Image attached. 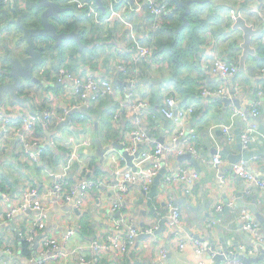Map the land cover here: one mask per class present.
<instances>
[{"label": "crops", "instance_id": "crops-1", "mask_svg": "<svg viewBox=\"0 0 264 264\" xmlns=\"http://www.w3.org/2000/svg\"><path fill=\"white\" fill-rule=\"evenodd\" d=\"M35 1L37 0H32L31 3L30 0H10L9 5L16 4L21 10H25L28 3ZM159 1L167 5L169 15L182 19L184 10L180 11L175 1L173 4L172 0ZM202 1L205 3L192 5L188 25L183 26V19L182 22L177 18L173 20L174 27H178L175 30L176 36L183 30L186 31V39L178 47L186 50V53L182 55L179 63L176 55L169 62L165 59L162 52L167 48L163 43L158 45L162 50L156 48L160 54L157 53L146 60L134 61V52L138 45L150 46L147 40L150 17L145 10L135 9L134 3L127 0L123 4H118L121 1L116 0L117 6L111 0H103L104 11L95 4L102 12L98 11L100 17L105 19L112 16V20L103 26L85 21L86 24L80 27V31L76 30L84 44L82 50L74 41L66 42L58 50L53 48L50 53L52 57L50 56L47 64L36 70L40 83L24 81L17 91L19 100L5 93L0 106V117L7 115L19 118L25 113L39 116L40 121L34 136L45 146L49 145L52 153L48 154L46 160L42 159L39 165L33 164L22 156L16 132L8 138L0 139V190L5 195L0 196V213L18 206L23 192L29 187L43 192L49 190L59 179L79 183L89 179L100 181L99 187L89 188L85 192L79 191L69 203L58 204L55 198L48 200L45 223L34 236L35 241L38 240L40 244L46 236L62 240L72 229L75 234L68 244L69 255L65 259L47 264H82L78 258L79 254H71L77 246L84 247L89 258L96 257L98 261L95 264H223V259L218 253L200 256L192 247L181 251L180 239L184 238L190 242L199 238L211 246H216L218 251L227 250L231 254L239 253V246L252 250L258 244V240L243 229L240 214L243 209L248 208L240 207L239 201L241 199L245 204H250L254 190L257 191V208L264 218V191L252 185V193L248 195L245 190L249 184L236 178L230 169L229 158L221 153H214L213 149H227L232 155L241 152L238 136L242 137L246 132L247 124L235 111L247 110L252 102L258 99L260 116L255 120L253 141L248 150L257 151L264 146V95L258 97V93L264 90V76L260 69L264 63V21L258 20L254 12L259 9L264 13V0ZM69 2L71 0H65L62 5L70 7ZM231 10H236L238 18H243L255 30L251 36V48L255 52L247 56L244 70H241L244 32L235 28L236 20L233 19ZM124 11H128V17L123 16ZM76 19L77 16L72 19L62 16L59 21L60 29L63 27V21L67 20L68 24L72 25ZM202 19L208 20L211 27L204 28L201 25ZM22 22H25L23 17ZM30 22L31 20L27 21ZM2 28L4 23L0 19V29ZM81 28L84 30V36L80 33ZM193 30L197 33L196 38L202 40L198 52H193L190 48L189 34ZM159 33L156 38L162 37ZM36 43L40 47V43ZM50 43L53 47L54 43ZM162 46L166 50L161 48ZM152 47L155 50L153 44ZM25 48L26 42L20 26L17 23L7 26L0 43V74L7 69L8 64L11 67L10 59L25 54ZM60 49H63L66 56L64 68L70 71L73 69L72 72L77 75L93 73L99 78L110 77L118 87L125 86V76L118 66L126 64L130 71L129 76L136 82L134 89L138 96L147 98L152 104V110L145 123L150 141L141 145L140 150L153 153L156 143H162L164 147L172 145L170 138L174 124L161 112L168 97L178 98L179 102L185 105H195L196 112L191 115L188 125L196 131L195 145L200 158L194 155L193 157L199 166L196 167L187 159L180 161V156H164L165 173L160 179L157 194L151 199L139 184H132L121 213H112L117 173H138L148 168L154 158H136L133 161L135 169L128 165L120 150L113 146L122 145L123 141L130 138L132 118L124 113L118 121H114L121 103L127 96L120 92L116 96L102 97L86 108L80 98L69 90V81L61 84L57 80L53 65L57 63L55 57ZM116 49L127 50L129 57H121L116 53ZM161 55L163 59H158ZM217 57L237 65V76L226 80L213 75L209 63ZM49 69L51 71H48ZM147 79L150 82L142 83V80ZM11 81L12 78L0 79V86ZM221 87L230 88L231 103H225L223 98L213 101L201 94L204 89L214 90ZM82 108H85L89 115L84 114ZM47 109L55 117V124L44 123L43 115ZM67 118H70L69 123L62 126ZM225 128L229 130L233 140H229L224 133ZM16 129L18 128L13 127L14 131ZM76 145L78 147L74 150ZM216 155L223 161L220 166L212 162ZM180 168L197 172L199 181L192 185L181 182L168 184L167 176ZM251 168L255 176L264 178V156L251 160ZM223 176L226 182L221 178ZM169 197L182 210L181 225L177 228L169 226V211L166 206ZM229 203H234L233 207H229ZM219 206L224 207L223 211L217 210ZM38 215L35 211H27L0 226V264L4 261L9 264H38L35 256H38L39 252L38 255L33 253L28 258L22 249V239ZM253 215L255 216L254 213ZM122 216L127 218L123 231L128 226L143 231L152 226L159 227L160 222H167H164L163 229L154 237L141 234L129 246L126 254L119 255L110 250H92L93 241L102 242L108 234H115L114 220ZM259 231L264 236V224H261ZM7 249L12 252L7 254ZM163 251L166 252L164 258L161 254ZM248 258L258 260L252 264H264V249Z\"/></svg>", "mask_w": 264, "mask_h": 264}, {"label": "built area", "instance_id": "built-area-1", "mask_svg": "<svg viewBox=\"0 0 264 264\" xmlns=\"http://www.w3.org/2000/svg\"><path fill=\"white\" fill-rule=\"evenodd\" d=\"M134 5L135 9L145 10L144 12L150 17V21H148L149 32L158 31L165 17L169 14L167 5L159 0H134ZM79 6L85 7L83 5ZM87 7H89V16H92L98 25L103 26L108 22H111L112 16L102 19L97 9L93 6H88V4ZM254 12L258 20L264 21V13L261 10L258 9ZM231 15L234 20L238 18L235 10L231 11ZM5 30L6 27L0 29V43ZM134 53V61L146 60L150 56L155 55L153 47L148 45H138ZM158 59L163 58L162 56H158ZM118 69L122 72L123 76H125L123 81L125 86L122 87H118L115 84V81L110 77L99 78L93 73L77 75L66 68L60 69L57 73L55 72L59 83L62 84L69 81V90L80 98L86 108L90 107L102 97L116 96L118 93L123 92L127 98L121 103L120 110L116 113L114 121H118L123 114L126 113L128 117L132 118L133 127L129 133L130 138L123 141L122 146L131 156H134L139 152V157L142 159L154 158L153 163L148 168H145L138 173L133 171L117 173L118 178L114 184L115 199L111 206L112 213L114 214L118 212L121 213L125 204L126 196L130 192L132 184H139L145 193L150 191L155 178L160 174L161 170H163L164 156L179 157L184 154H192L195 157L200 158L198 148L195 145L197 137L196 131L188 125L191 115L196 112V107L195 105L189 106L182 104L179 102L178 98L176 99L173 97H168L161 108L162 114L174 124V131L170 138L172 145L170 147H164V144L156 143L153 153L145 151L144 149L140 150L141 145L150 141L148 131L145 128V123L152 105L147 98H141L138 96L134 89L136 82L130 77V71L126 64L119 65ZM209 69L213 75L226 80L233 79L239 72V67L237 65L231 64L221 57L212 59L209 63ZM261 72L264 76V67L261 69ZM201 94L213 101L222 98L231 99L230 88L228 87H221L214 90L204 89ZM263 95L264 90L258 93V97ZM259 106L260 101L258 99L257 101L252 102L247 110L241 111L237 109L235 111L241 117L242 121L247 124L246 132L241 137L242 146L246 150L249 149V145L253 141V132L256 128L255 120L260 116ZM43 120L46 125L55 124V117L49 109L44 112ZM39 121L40 117L31 113H25L19 118L7 115L0 117V139L8 138L9 135L16 132V136L19 137L22 156L29 162L38 165L41 163L42 157L46 152L45 144L39 140L37 136H34ZM13 127H17L18 129L14 131ZM223 131L229 140H233L227 128ZM84 144L87 143L84 142ZM77 147L78 145L74 147V150H76ZM212 162L217 166H220L223 163L221 157L218 155L214 157ZM233 172L236 178L249 184V187L245 190L248 195H251L252 193V185L264 191V178L257 177L253 172L249 171L244 161L234 164ZM199 178L200 176L197 172H191L190 169L187 168H180L168 175L166 182L168 184L181 182L192 185L199 181ZM221 178L226 182L225 176ZM99 184L100 181L97 179H89L82 183L75 181L70 183L68 179H59L49 190L43 192L35 187H29L23 192L21 202L18 206H13L8 211L0 213V226L13 220L15 216L21 213L27 211H35L39 213L38 217L35 218L31 226L27 229V234H25L22 241H25L30 245L34 254L36 253L38 255L39 252V255L35 256V261L38 264H47L65 259L70 253L68 244L75 234L73 229L69 230L62 240L46 236L42 239L40 244L35 247L34 236L38 234V230L42 228L45 223V210H47L49 206L48 200L55 198L58 204L69 203L73 201L79 191L85 192L89 188L99 187ZM0 196L5 195L0 191ZM233 205L234 203L228 204L229 207H233ZM166 206L169 211V226L172 228L179 227L182 219L181 208L177 206L175 201L170 197L167 200ZM223 209V206L217 208L219 212L223 211ZM240 218L243 221V229L250 232L258 240V244L252 250H246L244 246H239V252L244 253V255L248 257L255 256L260 249H264V236L259 231L261 224L248 209L242 210ZM126 220L127 218L123 216L121 218H116L114 220L115 234H108L102 242L97 240L93 241L91 245L92 250H110L119 255L126 254L129 250V246L133 244L141 234H153L155 230L158 229V226H152L151 228H146L145 230L140 231L133 226H128L127 229L123 231L124 225L127 224ZM188 247L195 249L196 253L200 256L206 254L216 255L218 253L211 248L209 243L202 239L195 238L190 242L184 238L180 239L179 249L184 251ZM5 252L10 254L12 251L7 249ZM87 252L88 251L84 247L77 246L71 251V254H79L78 258L82 264L97 263L98 259L96 257L89 258ZM161 254L162 258L166 257L165 251ZM3 264H9V262L4 261ZM223 264L246 263L239 258L226 256L223 260Z\"/></svg>", "mask_w": 264, "mask_h": 264}, {"label": "water", "instance_id": "water-1", "mask_svg": "<svg viewBox=\"0 0 264 264\" xmlns=\"http://www.w3.org/2000/svg\"><path fill=\"white\" fill-rule=\"evenodd\" d=\"M65 0H37L33 2L31 5L35 8L39 15V24L34 27H27L22 23V17H18L16 20V23L20 26V28L23 31V37L26 42V48H25V54L22 55L19 58H12L11 59V68L9 72V77L12 78L11 82H8L6 84H3L0 86V106L4 101L5 93H9L12 95L15 99L19 100L20 97L17 94V91L23 86L24 81L27 82H34V83H40V79L36 76V70L38 68H42L44 65L47 64L48 59L45 55V53L42 51V49L37 45L38 38H45L49 39L50 42L52 41L53 48L55 50H58L61 46H64L66 42L74 41L81 47L80 50L84 47V44L81 41L80 34L73 30V31H62L59 26V21L62 19L63 14L71 10V7L63 6L62 2ZM95 4L101 9L105 10V5L103 0H93ZM130 3H134V0H127ZM176 6L179 9H183L184 12L182 13V19L184 21L183 26L189 24L188 16L190 15L192 11V5L193 4H203L205 1L202 0H174ZM182 26V27H183ZM235 28L241 29L244 32V43L242 45L244 49V54L241 59V70L245 69V61L249 54H253L255 50L251 48V39L252 35L254 34V28L252 26H249L246 21L239 17L236 19L235 22ZM39 42V41H38ZM150 82L149 79L142 80V83ZM118 84V82H117ZM223 101L225 103L228 102L231 103L232 100L223 98ZM84 111V114H88L86 112L85 108H82ZM89 115V114H88ZM70 121V118H67L66 121L63 122V125H67ZM238 142L240 144V150L241 152L238 155H232L229 154V151L227 149L224 150H217L216 148L213 149V152L218 154L221 153L222 155L226 156L230 160V169L233 170L234 164L240 161H244L248 167V170L251 171V160L258 159L260 156H264V146L261 147L260 150L253 151V150H246L242 146L241 136H238ZM113 146L120 150L123 157L127 160L128 165L135 169L134 166V160L136 158H139L140 153L138 152L134 156H131L128 154L122 145L120 144H113ZM142 150V149H141ZM103 153V152H102ZM190 160L196 167L199 166L197 160L193 157L192 154H185L180 156L179 160ZM164 170L159 174L155 181L154 185L150 189V191L147 194L148 197L151 199L157 194L158 192V185L160 182V179L163 175ZM263 178V177H262ZM241 180V179H240ZM258 193L254 190V195L252 196V202L250 204H245L241 199L239 201L240 207H246L252 211V213L255 214L257 219L260 221L261 224H264V218L259 213L258 208ZM164 222H167L164 221ZM164 222H160L159 227L153 234H145V236L154 237L156 234L161 231L164 227ZM166 224V223H165ZM162 227V228H160ZM39 244L38 240L35 241V247H37ZM211 246V245H210ZM211 248L219 253V257H221L223 260L226 256L228 257H236L241 260H243L246 264H252L254 261L257 262V259H251L246 257L244 253H236L231 254L226 250V247L224 246L225 250L218 251L216 246H211Z\"/></svg>", "mask_w": 264, "mask_h": 264}, {"label": "trees", "instance_id": "trees-1", "mask_svg": "<svg viewBox=\"0 0 264 264\" xmlns=\"http://www.w3.org/2000/svg\"><path fill=\"white\" fill-rule=\"evenodd\" d=\"M31 1L32 0H30V3H31ZM71 1H74V0H71ZM119 1H121V2L118 4H123L124 2H126V0H119ZM9 2H10V0L8 2H6V0H0V19H2V21L4 23V27L12 26L14 24L16 25V20H17V17L19 15L23 17L25 22L24 23L22 22V23L27 27H34V26H37L39 24V15H38L37 11L35 10V8L30 3H28L27 8H25V10H21L18 7V5L16 6V4L13 6H10ZM112 2L114 5L116 4L115 6H117L116 0H114ZM173 2H174V0L171 1V4H173ZM69 3H70L69 6L71 7V10L66 12L65 14H63V17L65 19H67V18L72 19L74 16H77V19L72 22V25L68 24L69 22L67 20L63 21V27L61 28L62 31H73V30L80 31V27L84 26L86 24L85 21L93 23V25H95V24L98 25L97 22H92L93 18H92V16H89L90 14H89V12H87L89 7H86V10H87L86 11L82 7H80L78 4H75V3L72 4L71 2H69ZM87 4H88V6H93L95 9L98 10V8L95 5L93 0H87ZM205 5H207V4H205ZM182 10L183 9H180V11H182ZM98 11L100 13H102L100 10H98ZM102 16H103V14H102ZM176 18L180 20L179 22H182V19L180 17H172V15L168 14L165 17L162 24L160 25V29L158 31L148 33L147 40H148V43L150 46H152V44L155 46V50H154L155 54H157V53L160 54L158 51V49H159L158 45L160 43H163V45L167 48V50H166V48H164L163 46L161 47V48H164V50H166V51L162 52L165 59L169 62L171 60V58H174V55H176L177 56V58H176L177 63H179L182 55H184L186 53V50L178 49V47L181 46L183 40L186 39V37H185L186 31L183 30V32L181 34L176 36L175 30H177L178 27H174V22H173V20H175ZM189 18H190V16H189ZM29 20H31L32 23L31 22L27 23V21H29ZM201 23H202L201 25H203L204 28L205 27H208V28L211 27L208 25L209 24L208 20L205 21L204 19H202ZM201 25H199V27H202ZM80 33L82 36H84V30L82 28H81ZM157 33L162 34V37L157 36V38H156ZM196 34L197 33L195 30L191 31V33L189 34L190 35L189 42H191L190 48H191V50H193V52H198L200 50V45L202 44V40L197 39ZM38 41L40 43V48L45 53L47 59H49L51 56L50 53L53 50V47L50 43V40L45 39V38H41V39L38 38L37 42ZM157 42H158V44H157ZM90 44L92 45L93 42H90ZM156 48H158V49H156ZM159 50H162V49H159ZM116 53L118 55H120L121 57H124V58L129 57V52L127 50L116 49ZM58 55H57V57H55V60L57 61V63H54V65H53V70H55L56 73L60 69L64 68V64L66 62V56H65L63 49H60V51L58 52ZM162 58H163V56H162ZM224 60L231 63V64H234L230 60H226V59H224ZM10 61H11V59H10ZM68 67L71 69L70 66H68ZM263 67H264V63L261 64L260 69H262ZM10 68L11 67L8 64L7 69L2 74H0V79L5 80L6 78H11V77H9ZM48 71H51V70L49 69ZM72 71H74V70L71 69V72ZM150 103H151V101H150ZM151 110H152V108H151ZM45 147H46V152L44 153V155L42 157L43 160L44 159L46 160L48 154L52 153V148L49 145H46ZM68 181L70 183L74 182L71 180H68ZM22 249L28 258L31 257V255L33 254L32 248L25 241H23Z\"/></svg>", "mask_w": 264, "mask_h": 264}, {"label": "rangeland", "instance_id": "rangeland-1", "mask_svg": "<svg viewBox=\"0 0 264 264\" xmlns=\"http://www.w3.org/2000/svg\"><path fill=\"white\" fill-rule=\"evenodd\" d=\"M71 3L72 4H78V5H83V6H85V7H82L84 10H86V7H87V0H74V1H71ZM87 11V10H86ZM87 12H89V9H88V11ZM122 14H123V16H126V17H128L129 16V13H128V11H124V12H122ZM89 15V14H88ZM5 35H7V33L5 34Z\"/></svg>", "mask_w": 264, "mask_h": 264}]
</instances>
